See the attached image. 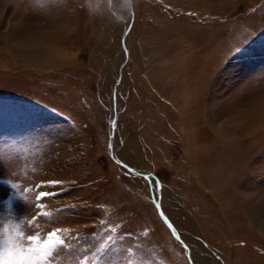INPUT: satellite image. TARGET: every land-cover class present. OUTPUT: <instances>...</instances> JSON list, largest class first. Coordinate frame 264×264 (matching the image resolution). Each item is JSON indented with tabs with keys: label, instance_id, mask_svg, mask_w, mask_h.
Here are the masks:
<instances>
[{
	"label": "rangeland",
	"instance_id": "rangeland-1",
	"mask_svg": "<svg viewBox=\"0 0 264 264\" xmlns=\"http://www.w3.org/2000/svg\"><path fill=\"white\" fill-rule=\"evenodd\" d=\"M8 180L0 252L60 229L54 264H97L115 228L109 264H264V0H0V197Z\"/></svg>",
	"mask_w": 264,
	"mask_h": 264
},
{
	"label": "snow or ice",
	"instance_id": "snow-or-ice-1",
	"mask_svg": "<svg viewBox=\"0 0 264 264\" xmlns=\"http://www.w3.org/2000/svg\"><path fill=\"white\" fill-rule=\"evenodd\" d=\"M113 127L116 126L115 120L111 121ZM118 145H109L110 148H114ZM118 165L122 167L125 171V174L131 180L133 178L136 179H143L149 181V187L152 189L155 195L152 196V202L154 207L157 209L158 215L161 217L163 222L166 226L171 230L173 236L177 241L180 243H184L181 240V236L178 233L177 229L173 226L172 222L169 220L168 216L165 215L163 208L161 207L159 201V192H160V185L155 182V180L148 174L139 171L138 169L130 166L129 164L125 163L121 160L115 161ZM6 185L16 190L14 193L9 192L4 194L2 199L5 198H14L16 195H23L22 192L19 191V186L13 184L11 180L5 182ZM49 184H58L61 183L59 181H50ZM54 195V193H50L47 191L39 192L37 199H41L44 197H49ZM27 199V197H24ZM103 227V222L102 225ZM60 229H56L47 233L46 239H42L39 234L35 235H28L27 241L29 245L26 249L24 247H19L18 251H14L17 248L15 244H12L11 249H5L4 252H0V264H54L56 254L60 251L68 250L71 251L69 248V244L58 235ZM115 228H110L108 230V237L107 242L100 244L98 247L94 249L89 248L87 251L92 254V259L97 261V264H109L107 260L104 259L111 251V249L115 245ZM127 237H131V234H126ZM125 237H120L123 240ZM77 239H84V237H77ZM34 245V246H31ZM184 247L187 249V245L185 244ZM125 252H130V249H124ZM85 264H90V261L87 259V255L85 256Z\"/></svg>",
	"mask_w": 264,
	"mask_h": 264
},
{
	"label": "crops",
	"instance_id": "crops-1",
	"mask_svg": "<svg viewBox=\"0 0 264 264\" xmlns=\"http://www.w3.org/2000/svg\"><path fill=\"white\" fill-rule=\"evenodd\" d=\"M147 1H149L150 3H152L154 5L155 3H159V2H162V3L165 2L166 4H169V3H171V1H174V0H147ZM170 6H174V5H170ZM129 190L134 191L135 194L137 193V195L135 196V199L132 198V201H136L137 203H129L130 205L128 206V208L130 209L129 218L132 219L130 221H132L133 225H139V223H136V222H138L139 220L144 221L143 220L144 215L142 214V210L148 209V208L144 207L146 202H142L141 193H138V191L133 190V189H129ZM162 193H163V189L161 188L160 189V195H159L160 198H159L158 203H160L161 207L163 208ZM138 202L142 206H139ZM152 205L154 206L153 202H152ZM154 209H155V213H153V216H154L155 222H157L159 225H162L163 228L166 229L167 228L166 224L163 222L161 217L158 215L157 209L155 207H154ZM163 209H165V208H163ZM168 210H169L170 214L166 213L167 212L166 211L165 215L168 216L169 220L172 222V224L174 226L177 218L174 216L173 212L170 209H168ZM191 217H192V215H191ZM196 219H198V218H196Z\"/></svg>",
	"mask_w": 264,
	"mask_h": 264
},
{
	"label": "bare ground",
	"instance_id": "bare-ground-1",
	"mask_svg": "<svg viewBox=\"0 0 264 264\" xmlns=\"http://www.w3.org/2000/svg\"><path fill=\"white\" fill-rule=\"evenodd\" d=\"M130 23V18L128 19V21H127V24H129ZM126 41H127V39H125V43H126ZM35 42V41H34ZM33 42V43H34ZM122 81V80H121ZM122 85H123V82H120L119 83V85H118V89H117V92L115 93V96H114V100H113V102H112V109L114 110V113H112V117H115L116 115H118V113H117V110L115 111V109H116V101L119 99V98H121L122 97V92H121V90H122ZM32 117V116H31ZM111 117V116H110ZM116 118V117H115ZM120 118V117H119ZM112 120V119H111ZM112 125V124H111ZM110 125V126H111ZM117 126V125H116ZM115 127H113V129H114ZM151 177H153V176H151ZM163 208H165V210H166V205H164L163 204ZM164 210V209H163ZM181 238L183 239H185V237H182L181 236ZM186 240V239H185ZM190 248V247H189ZM190 250V253H191V257L193 258V260L195 259V262L197 263V264H199V263H201V261H200V259H199V257H198V252L196 251V250H194V249H192V248H190L189 249Z\"/></svg>",
	"mask_w": 264,
	"mask_h": 264
},
{
	"label": "clouds",
	"instance_id": "clouds-1",
	"mask_svg": "<svg viewBox=\"0 0 264 264\" xmlns=\"http://www.w3.org/2000/svg\"><path fill=\"white\" fill-rule=\"evenodd\" d=\"M135 0H127V7L132 10L134 8ZM88 10L91 11V0H86Z\"/></svg>",
	"mask_w": 264,
	"mask_h": 264
},
{
	"label": "water",
	"instance_id": "water-1",
	"mask_svg": "<svg viewBox=\"0 0 264 264\" xmlns=\"http://www.w3.org/2000/svg\"><path fill=\"white\" fill-rule=\"evenodd\" d=\"M132 12H133V9H132ZM131 22H132V21H131ZM131 22H130V24H131ZM128 33H129V30H128L127 33H126V36H127ZM125 50H126V53L128 54V52H127V47H125ZM113 130H114V129H113ZM111 154H112V156H113L116 160H119V159L116 157L115 152H114L113 149H111ZM138 170H139V169H138ZM139 171H141V170H139ZM141 172L146 173V174H148V175H150V176H154V175L151 174V173H147V172H144V171H141ZM188 256H189V258H190V250L188 251ZM191 261H192V263H194L192 259H191Z\"/></svg>",
	"mask_w": 264,
	"mask_h": 264
}]
</instances>
